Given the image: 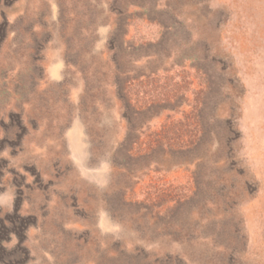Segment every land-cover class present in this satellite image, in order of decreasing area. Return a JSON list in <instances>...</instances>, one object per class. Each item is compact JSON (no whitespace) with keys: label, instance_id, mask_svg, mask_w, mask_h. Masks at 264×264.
<instances>
[{"label":"rangeland","instance_id":"374dc122","mask_svg":"<svg viewBox=\"0 0 264 264\" xmlns=\"http://www.w3.org/2000/svg\"><path fill=\"white\" fill-rule=\"evenodd\" d=\"M0 264H264V0H0Z\"/></svg>","mask_w":264,"mask_h":264}]
</instances>
